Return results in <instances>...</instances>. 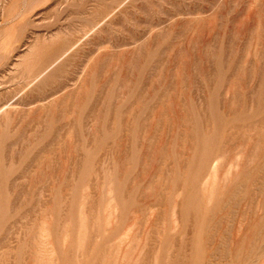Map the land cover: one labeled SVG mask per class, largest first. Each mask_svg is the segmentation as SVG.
Returning <instances> with one entry per match:
<instances>
[{"label": "rangeland", "instance_id": "374dc122", "mask_svg": "<svg viewBox=\"0 0 264 264\" xmlns=\"http://www.w3.org/2000/svg\"><path fill=\"white\" fill-rule=\"evenodd\" d=\"M0 264H264V0H0Z\"/></svg>", "mask_w": 264, "mask_h": 264}]
</instances>
